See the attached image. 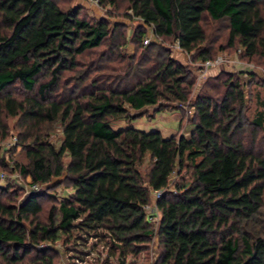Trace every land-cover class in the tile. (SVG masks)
Returning a JSON list of instances; mask_svg holds the SVG:
<instances>
[{
	"label": "trees",
	"instance_id": "1",
	"mask_svg": "<svg viewBox=\"0 0 264 264\" xmlns=\"http://www.w3.org/2000/svg\"><path fill=\"white\" fill-rule=\"evenodd\" d=\"M97 3L139 23L128 34L125 24L90 18L59 0H0V172H18L33 185L64 173L71 189L41 222L40 200L51 195L22 198L20 188L0 186V264H54L37 245L98 229L123 257L147 250L155 235L154 264H264V152L243 139L257 137L264 112L247 120L234 74L207 79L192 98L193 70L164 45L177 42L193 62L239 49L240 59L258 58L264 67V0ZM146 27L154 42L143 45ZM180 105L193 108L188 137L111 127L149 107ZM8 119L17 134L4 147ZM55 124L58 148L48 141ZM146 154L152 162L142 176ZM154 191L161 192L155 230L143 213Z\"/></svg>",
	"mask_w": 264,
	"mask_h": 264
},
{
	"label": "rangeland",
	"instance_id": "2",
	"mask_svg": "<svg viewBox=\"0 0 264 264\" xmlns=\"http://www.w3.org/2000/svg\"><path fill=\"white\" fill-rule=\"evenodd\" d=\"M63 7H80L84 10L85 14L93 19H107L110 23L120 22L128 26V34L139 22L137 20H128L120 17L115 13V10L111 7H101L94 0H59ZM127 14H130L128 11ZM145 38H150L151 42H154V38L151 35L149 27H146ZM214 29V30H213ZM216 32L215 28L211 27V30ZM222 33H224L222 31ZM213 34V33H212ZM223 36L220 38L223 40ZM219 39V41H220ZM143 44V43H142ZM166 47L170 49V55L173 59L179 61L187 68L193 70L192 75L194 76V86L191 93L193 98L198 90L200 89L203 82L207 79H216L221 77L224 79L227 74H234L240 76V81L243 84V95L245 98V117L249 122H252L256 113L264 112V67L258 58L240 59L238 57L239 50L233 52H218L215 58L221 57L222 62L219 66L208 70L201 76L196 75V71L193 69L194 65L198 63L193 62L191 54L183 52L179 46L177 47L174 43H165ZM128 53L132 52V46L128 45ZM214 58V59H215ZM198 74V73H197ZM17 88V87H15ZM13 93H17V89H12ZM212 94V93H211ZM214 94V93H213ZM181 111H180V110ZM178 110H162L157 112V108L149 107L143 110L144 114L139 116L134 121L123 122L115 121L111 125L113 130H121L125 128H132L143 132L159 131L163 138H169L171 136L188 137L191 130V126L187 122L193 114V108L186 106L179 108ZM181 121V124H180ZM10 130V138L2 143V146L8 147L15 142V136L17 130L13 129L15 124L14 120L8 119ZM257 137L251 141L249 135L244 136L246 140L245 146L249 148L252 144L253 152L260 153L264 152V122L262 128L257 130ZM250 139V140H249ZM48 141L53 142L55 147L58 148L61 142V133L58 125H54L50 133ZM2 151V150H1ZM18 160L21 163L26 162V157L20 148L17 149ZM17 154V153H16ZM68 158H64V162H67ZM151 157L149 154L144 155L142 162L139 164V171L142 176H145L148 167L151 165ZM6 176L0 184L2 187L10 185L13 188H20L25 192V188L31 186V179L27 177L23 179L18 172L6 171ZM65 174L63 173L60 177H54L47 184H36L37 191L32 193H48L52 197L45 196L41 199L42 211L39 214V221L45 222L50 207L56 206V204L66 198L70 193L71 189L64 183ZM178 180L176 174H172L169 178V185L167 191L174 193V183ZM22 192V194H23ZM26 195L24 193L22 198ZM157 198L155 194L151 192L150 203L148 206V213L153 214V228L156 229V223L159 222V212L155 208V202ZM35 221V220H34ZM157 237H152L147 250H143L136 255L127 254L125 257L122 256L121 250L115 246L109 238V234L105 233L101 229L85 234L81 231L72 230L69 233H62L58 235L55 241H45L36 246V249L45 250L42 254L46 253L52 255L54 264H154L157 261ZM37 251V250H36ZM41 254V253H40ZM32 256V255H31ZM32 258V257H31ZM30 259L23 261V264H31Z\"/></svg>",
	"mask_w": 264,
	"mask_h": 264
},
{
	"label": "built area",
	"instance_id": "3",
	"mask_svg": "<svg viewBox=\"0 0 264 264\" xmlns=\"http://www.w3.org/2000/svg\"><path fill=\"white\" fill-rule=\"evenodd\" d=\"M94 2L97 3V0H94ZM142 43H143V45H148L149 43H151V40H150V38H144ZM175 44L178 47L177 42H175ZM221 62H222V58L221 57H217V58H215L213 60H206V61L198 62L196 65H194L193 69L196 71V75L197 76H201L203 73L205 74L208 70L219 66ZM179 107L180 108H184L185 106L184 105H180ZM5 176H6L5 173L0 172V183L4 179H6ZM0 186H1V184H0ZM37 187H38L37 185L31 184V186L28 187V188H25L24 191H25L26 194H29V193H32V192L37 191ZM153 193L155 194V197L156 198H158L161 195V192L160 191H154ZM148 209H150V207L148 205H145L143 207V213H144L147 221H149L150 223H154L153 222L154 215L148 213Z\"/></svg>",
	"mask_w": 264,
	"mask_h": 264
}]
</instances>
